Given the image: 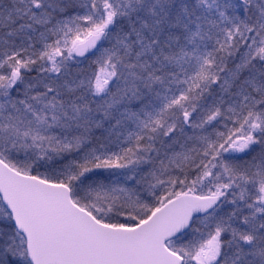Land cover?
Instances as JSON below:
<instances>
[{
	"label": "snow or ice",
	"instance_id": "1",
	"mask_svg": "<svg viewBox=\"0 0 264 264\" xmlns=\"http://www.w3.org/2000/svg\"><path fill=\"white\" fill-rule=\"evenodd\" d=\"M0 264H264V0H0Z\"/></svg>",
	"mask_w": 264,
	"mask_h": 264
}]
</instances>
